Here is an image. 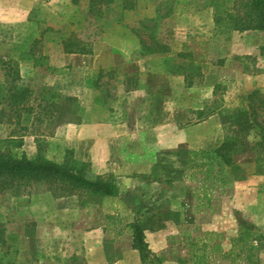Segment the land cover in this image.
I'll return each mask as SVG.
<instances>
[{"label": "crops", "instance_id": "1", "mask_svg": "<svg viewBox=\"0 0 264 264\" xmlns=\"http://www.w3.org/2000/svg\"><path fill=\"white\" fill-rule=\"evenodd\" d=\"M152 3L109 0L108 8H119L123 15L109 21L114 26L93 43L90 54H82L94 60L121 56V62L100 68L122 74L123 80L113 99L97 98L78 123H66L61 132L66 139L75 136L74 157L90 163L91 176H111L117 193L101 197L103 205L94 203L86 209L91 215L77 219L69 255L62 242L53 243L44 247L43 262L141 264L132 248L137 222L151 252L162 258L160 264H264V134L252 120L254 104L248 96L254 91L264 95V30H233L217 39L205 26L196 30L193 25L201 15L212 23L210 14L177 13L161 22ZM67 5V0H0V45L9 40L14 50L17 41L34 40L37 27L27 18L31 10L66 21ZM51 16L40 18L49 22ZM155 20L153 37L169 48L166 53L144 51L128 29ZM7 31L17 34L6 36ZM144 38L151 45L152 39ZM180 57L201 65L195 77L167 65L166 60ZM90 67L92 74L100 73L95 64ZM185 77L192 79L190 86ZM226 141L252 153L248 159L233 156L239 174L216 155ZM207 161L220 170L195 174ZM242 227L257 234L248 244H235ZM33 248L35 256L38 249ZM34 260L37 264L38 257Z\"/></svg>", "mask_w": 264, "mask_h": 264}, {"label": "rangeland", "instance_id": "2", "mask_svg": "<svg viewBox=\"0 0 264 264\" xmlns=\"http://www.w3.org/2000/svg\"><path fill=\"white\" fill-rule=\"evenodd\" d=\"M81 1L84 4H79V0H67L69 8L66 11L63 8L67 13L66 21L46 10L44 13H41L39 8L31 10L27 18L37 27V36L34 40L29 43L17 41L18 46H15L14 50L9 48L11 43L9 40L0 45V149L2 151L11 149L18 157L25 156L33 159L40 156L62 162L69 154L68 151L71 150L74 156L73 150L76 143L75 136L65 138V133L61 132V126L69 121H71L69 123H78L77 120L81 119L83 110L91 107L97 98L107 103L115 97L117 88L123 80L122 74L119 75L120 73L115 71L103 72L100 66L111 61L121 62V56L105 54L103 58L94 60L78 53H65L62 41L77 37L85 45L84 49L91 50L93 43L104 37L110 26H114L109 21L121 18L123 14L119 8L109 9L106 5L109 0ZM127 1L133 3L134 0ZM136 1L139 5L153 2L152 5L156 6L159 15L162 16L158 18L161 22L177 13L210 14L212 23L208 22L209 16L203 18L201 15L200 18L194 19L193 25L196 30L205 26L210 35H218L217 39H223L233 31L227 13H238L243 17L244 11L241 7L242 0ZM214 12L220 17L218 23L213 20L212 13ZM44 14L47 17L52 15L51 19L48 18L49 22L41 20L40 17ZM157 22L155 20V23L149 22L145 25H128V29L138 38L141 46L146 43L144 37H149L152 39L153 44L151 45L155 47L154 42L157 41L154 40L153 33ZM2 34L4 33H0ZM12 34L17 33L5 32L6 36ZM199 47L204 46L199 45ZM12 51L15 52L11 53ZM193 59L188 64L184 57L170 58L166 61L167 65H171L172 68L185 70L189 76L195 77L201 65L195 62V58ZM92 64L99 67L97 69H100V73H91ZM15 68L18 69L21 78L16 80V84L26 86L30 90L24 106L15 107L8 99V89L12 82L10 74ZM129 79H133V76ZM132 83L133 81L128 86ZM45 94L48 95L46 99L43 98ZM263 96L253 94L252 99L255 101ZM258 110L257 115L263 122L264 108L258 106ZM250 112L252 114L257 111L251 109ZM237 148L239 149L238 154H242L246 159L252 155L251 152H243L239 147ZM228 153L231 154V152ZM212 158L216 159L214 156ZM204 163L206 164L197 167L195 171V174L200 177L207 174L215 175V171L220 170V165H216L215 162ZM86 169L87 176L92 177L87 166ZM245 169L250 171L251 167L246 165ZM56 187L55 184L35 180L0 182V264H35V256L38 257L37 264H47L43 262L42 254L44 247L49 249V245L53 243L65 245L64 255L71 253L67 244L74 238V233L77 231L75 230L77 219L82 218L81 214L82 216L91 215V210L86 209L91 208L90 206L94 203L103 205V202L99 197L88 195L59 196ZM79 208H81V213L78 211ZM196 229L195 233L199 235L200 227L197 225ZM261 245H264V241ZM33 247L38 249V256H34ZM77 262L83 264L80 260Z\"/></svg>", "mask_w": 264, "mask_h": 264}, {"label": "trees", "instance_id": "3", "mask_svg": "<svg viewBox=\"0 0 264 264\" xmlns=\"http://www.w3.org/2000/svg\"><path fill=\"white\" fill-rule=\"evenodd\" d=\"M241 7L243 8V17L238 13H227L229 22H231V30H264V0H242ZM213 20L218 23L220 17L214 12ZM153 44V43H151ZM154 46L142 44V49L148 50L149 54H162L168 52L166 45L154 42ZM80 39L77 37L68 38L62 41L63 51L65 53H79L90 54L91 50L84 49ZM12 76L11 86L8 89V99L17 107L25 105L30 90L26 86L16 84V80L21 79L17 68L12 69L10 74ZM185 84L190 86L192 79L185 77ZM253 94H260L257 91L249 94L251 102V109L257 111L258 106L264 108L263 98L253 101ZM252 95V96H251ZM260 97V96H259ZM43 98H48V95H43ZM30 112V110H27ZM256 113L253 112L252 120L256 127L264 134V121L256 120ZM79 120H77L78 122ZM71 122V121H69ZM68 122V123H69ZM232 147H235L232 149ZM238 145L235 142L226 141L215 152L220 156L222 162H225L231 168V172L240 173V167L233 163V156L239 153ZM237 149V150H236ZM231 150V151H229ZM228 152H231L228 153ZM67 157L62 162H56L46 159L44 157L27 158L25 156H16L13 150L2 151L0 149V182L13 180H35L44 181L46 183L55 184L59 191V196L77 194L88 195L90 197L113 196L117 193V184L111 176H95L88 177L86 174V166L89 171L90 163L77 160L73 156V152L68 151ZM215 157V156H214ZM219 161V160H218ZM256 232L249 227H242L239 235L233 239L235 244H248L256 236ZM132 248L139 252L141 264H160L162 258L153 252L148 247L145 241V235L140 224L137 222L132 224ZM7 255V254H6Z\"/></svg>", "mask_w": 264, "mask_h": 264}]
</instances>
